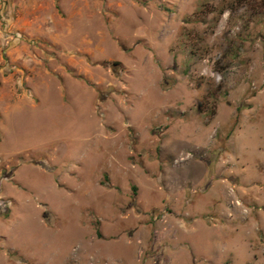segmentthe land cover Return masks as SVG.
<instances>
[{"label": "rangeland", "instance_id": "374dc122", "mask_svg": "<svg viewBox=\"0 0 264 264\" xmlns=\"http://www.w3.org/2000/svg\"><path fill=\"white\" fill-rule=\"evenodd\" d=\"M11 1L0 264H264V0Z\"/></svg>", "mask_w": 264, "mask_h": 264}, {"label": "crops", "instance_id": "0c3cea01", "mask_svg": "<svg viewBox=\"0 0 264 264\" xmlns=\"http://www.w3.org/2000/svg\"><path fill=\"white\" fill-rule=\"evenodd\" d=\"M11 2H12V4L14 3L13 1H11V0H0V7H1V9H5V10H8L9 9V7H11ZM0 9V10H1ZM2 11V10H1ZM6 15H7V17L9 18L10 16H12L13 15V12H11V13H6ZM10 15V16H9Z\"/></svg>", "mask_w": 264, "mask_h": 264}]
</instances>
